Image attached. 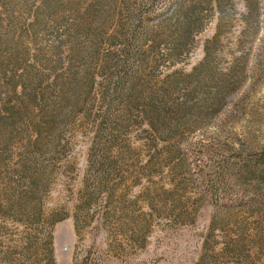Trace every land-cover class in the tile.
I'll return each instance as SVG.
<instances>
[{"label": "rangeland", "instance_id": "374dc122", "mask_svg": "<svg viewBox=\"0 0 264 264\" xmlns=\"http://www.w3.org/2000/svg\"><path fill=\"white\" fill-rule=\"evenodd\" d=\"M0 264H264V0H0Z\"/></svg>", "mask_w": 264, "mask_h": 264}, {"label": "trees", "instance_id": "16d2710c", "mask_svg": "<svg viewBox=\"0 0 264 264\" xmlns=\"http://www.w3.org/2000/svg\"><path fill=\"white\" fill-rule=\"evenodd\" d=\"M109 108V107H108ZM263 179V176L261 175V180Z\"/></svg>", "mask_w": 264, "mask_h": 264}]
</instances>
